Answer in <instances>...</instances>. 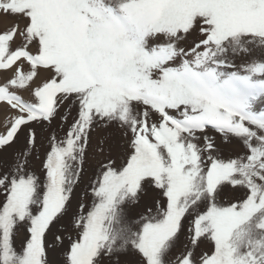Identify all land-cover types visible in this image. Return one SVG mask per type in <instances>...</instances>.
<instances>
[{"label": "snow or ice", "instance_id": "1", "mask_svg": "<svg viewBox=\"0 0 264 264\" xmlns=\"http://www.w3.org/2000/svg\"><path fill=\"white\" fill-rule=\"evenodd\" d=\"M0 16V264H264V0H0ZM89 152L92 205L74 209Z\"/></svg>", "mask_w": 264, "mask_h": 264}, {"label": "rangeland", "instance_id": "2", "mask_svg": "<svg viewBox=\"0 0 264 264\" xmlns=\"http://www.w3.org/2000/svg\"><path fill=\"white\" fill-rule=\"evenodd\" d=\"M2 16H0V19ZM11 20V19H10ZM8 23V19L2 18L0 20V32L7 29L10 25L6 24ZM2 23V24H1ZM5 23V24H4ZM26 99V98H25ZM63 112V109L61 110ZM76 116V109L73 108L72 110V116L69 118L68 125L72 123V119ZM68 125L62 124L59 117L53 122V126L51 127L50 131H54L57 133L59 137H63L64 132L67 130ZM49 151V144L47 140L45 139L42 143V147L38 150L39 159L34 160L33 162V171H35L36 175H38L41 180L44 179V169H43V162L45 159V156L47 152ZM242 149L239 148H232V147H225L224 148V157L227 159L229 157L236 156L239 152H241ZM98 172V164L96 162V159L92 152H89L88 157L86 158V162L84 164V172L81 176V182L77 185L76 189L73 193V208L75 209L81 202L85 203L87 206V200H90L91 198V188L90 185L94 181L96 174ZM88 192V195H85V192ZM242 193H235L230 192L228 195L224 198V203L228 202H235L240 198ZM143 211L142 208H138L133 211L132 215L139 218L140 213ZM23 241V234H21L19 237L16 238V246L19 249L21 246V243ZM204 248L206 250H211V245H204ZM131 259V258H128ZM123 264V260H122Z\"/></svg>", "mask_w": 264, "mask_h": 264}, {"label": "bare ground", "instance_id": "3", "mask_svg": "<svg viewBox=\"0 0 264 264\" xmlns=\"http://www.w3.org/2000/svg\"><path fill=\"white\" fill-rule=\"evenodd\" d=\"M2 18L8 19V23H6V22H5V23H6V24H9V25L11 26V24H12L13 21L10 20V18L3 17V16H2ZM2 18H1V19H2ZM1 19H0V20H1ZM5 23H4V24H5ZM1 24H2V23H1ZM10 26H9V27H10ZM2 82H3V76L0 75V83H2ZM23 95H24V97H25L26 99H30V95H29V93L25 92V93H23ZM5 112H6V109H4L2 105H0V133H2V132L5 131L4 127L2 126V120H3V116H4ZM98 170H99V169H98ZM92 201H93V198H92V196H91L90 200H87L88 207H91V205H92Z\"/></svg>", "mask_w": 264, "mask_h": 264}]
</instances>
